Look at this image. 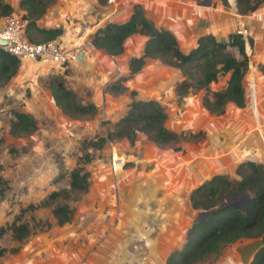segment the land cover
<instances>
[{"label": "rangeland", "instance_id": "374dc122", "mask_svg": "<svg viewBox=\"0 0 264 264\" xmlns=\"http://www.w3.org/2000/svg\"><path fill=\"white\" fill-rule=\"evenodd\" d=\"M2 1L12 8L10 15L24 14L18 0ZM225 1L107 0L101 4L97 0H53L46 6L36 25L61 27L62 33L53 40L63 41L65 48L79 42L83 55H72L60 66L46 61L19 62L16 72L0 86V177L6 181V185L0 183V226L10 224L26 205L67 188L68 172L76 165L88 172L89 185L86 192L71 194L72 216L67 223L56 225L50 206L24 212L20 220L28 226L29 235L17 241L5 232L0 247L16 252L0 256V264H97L98 232L110 229L116 211L125 240L124 248L117 249L116 264H151V256L156 263L184 242L197 213L188 202L190 190L214 174L238 179L235 167L245 160L233 161L231 150L253 148L264 153V77L258 69L264 63V0H251L257 6L245 14L236 12L234 0ZM134 4L140 5L154 26L172 32L182 52L193 48L203 34L222 39L230 32L240 33L248 57L242 79L244 106L227 103L220 114L208 113L201 106L204 89L178 88L183 79L196 76L193 68L184 72L159 59L145 58L140 69L129 74L127 62L141 54L143 35L128 36L118 55L95 49L92 34L106 23L126 20ZM75 38L81 39L74 43ZM230 51L235 54L234 49ZM226 78L218 76L208 89L222 88ZM57 80L74 92L78 102L93 104L95 111L77 117L62 113L50 95V85ZM132 98L158 101L166 113L164 126L178 134L177 140L158 146L137 133L132 143L119 139L100 148L86 145L85 141L103 137L112 129ZM14 110L29 114L36 129L9 134ZM213 133L224 135L225 143L212 148L209 137ZM115 157L126 162L113 176ZM134 180L142 185L151 181L149 190L154 188L156 195L131 201ZM176 186L180 190L176 197L164 193V188ZM132 207L139 213L136 218ZM90 235L97 242L90 243Z\"/></svg>", "mask_w": 264, "mask_h": 264}, {"label": "trees", "instance_id": "16d2710c", "mask_svg": "<svg viewBox=\"0 0 264 264\" xmlns=\"http://www.w3.org/2000/svg\"><path fill=\"white\" fill-rule=\"evenodd\" d=\"M21 15L27 19L24 28L25 38L33 43L55 39L62 33L61 27L42 28L36 25L46 6L53 0H18ZM103 4L107 0H97ZM226 2L225 0H221ZM236 12L245 14L256 8L257 2L251 0H234ZM12 8L0 0V17L9 15ZM35 33L37 35H35ZM133 34L143 35L145 41L141 54L130 57L127 66L129 74L136 73L145 58L159 59L163 63L181 68L184 72L193 68L195 77L183 79L178 88L204 89L201 106L210 114H220L227 103L242 108L245 104L242 79L248 68L245 52V40L240 33L230 32L225 38L217 39L211 34L198 36L195 46L182 52L176 38L168 29L159 28L144 15L142 8L134 4L128 18L123 22H109L98 28L91 37V45L109 55H118L123 50L124 40ZM235 50V54L230 49ZM19 62L12 55L0 49V86L17 70ZM264 77V63L258 67ZM226 75L225 84L218 90H209L208 85L218 76ZM193 80V81H191ZM115 88V87H114ZM50 95L59 110L69 117L91 114L95 106L91 103L81 104L72 90L60 81L50 85ZM8 133L12 136L31 133L36 129L35 120L26 112L12 111ZM166 113L160 103L154 99L132 98L128 109L112 125L105 136L85 141L91 148H100L108 142L126 139L132 143L137 133L155 145L166 146L174 143L178 134L164 126ZM85 155V162H88ZM234 173L238 179H231L223 174H214L193 187L188 194L190 208L196 211H209L203 221H192L185 231L182 246L172 250L165 258L164 264H199L216 256L220 249L241 238L258 237L264 231V167L253 161L245 160L237 164ZM0 183L6 181L0 177ZM67 188L49 192L36 204H28L20 210L15 219L6 226H0V237L10 232L13 239L20 241L29 235L28 226L20 218L26 211L40 207H51V214L56 225L70 221L71 208L68 205L71 194L87 191L88 172L76 165L68 172ZM3 191L0 189V196ZM248 194L244 209L220 203L226 195ZM6 252L14 253L16 249L0 247V256ZM248 264H264V245L257 249Z\"/></svg>", "mask_w": 264, "mask_h": 264}, {"label": "crops", "instance_id": "0c3cea01", "mask_svg": "<svg viewBox=\"0 0 264 264\" xmlns=\"http://www.w3.org/2000/svg\"><path fill=\"white\" fill-rule=\"evenodd\" d=\"M2 20H3V17H0V25L2 24ZM60 39L62 41L63 37L60 36ZM80 39L75 38L72 41L74 43H76ZM61 43L65 44V43H63V41L60 42V44ZM68 49H72L73 53H75L76 57L79 56L82 58L83 51L80 49V43L79 42H78V44L70 46ZM239 149H235L236 151L233 149L229 153L230 154L229 157L233 161H234V159L239 160L241 158H242V160H249V161H253V162H257L256 160H258L264 167V153L262 150H260V152L257 153L256 150L253 148L250 150H247V151L245 149L244 150H239ZM249 156H255V158L251 160V158H249ZM149 177H151V176H149ZM149 177H147V179ZM141 183H143V182H140L138 185L134 184V186H136V188L134 191L133 198L131 199V201H133V202L134 201L136 202V200H143V199L146 200L148 195L149 196L153 195V197H154V195H156V193H157L154 191V188L149 190L151 188V186H150L151 181H146L144 185H142ZM165 185L167 186V184L164 182V187H165ZM144 186H146L147 189L146 188L144 189ZM166 188H169V187L167 186ZM181 189H183L182 185H181ZM178 191H180L179 186H176V189H171V190L170 189L165 190V188H164V193L170 194L169 192H172V193H174L175 197L179 194ZM134 196H136V198ZM131 210L133 212H135V214H136L134 218L139 216V213L136 212L137 209L135 207H132ZM122 212H123V210H122ZM119 214H120V212L116 211V213H115L116 220L115 221L113 220V222L115 224L112 223V225H108V226H111V227H109L110 229H102L98 232V239L95 238L94 235H90L91 236V238L89 239L90 243L95 242L96 239L101 242L100 243L101 247L98 249L99 253L97 252L95 257H94L95 258L94 260L98 259L97 264H99L100 261L103 262L102 264H116V263H118V260L116 261V257L118 256L117 249L124 248V242H125V240H122V237H123V233H122L123 231L122 230L123 229L118 228V221H120ZM128 219L131 222V217ZM114 225H116V226H114ZM262 245H264V231L258 237L241 238L239 240H236L233 243H229V244L223 246L222 251L219 252L216 256H213V257H211V258L207 259L206 261L201 262L199 264H248L252 260L254 253ZM97 256H99V257H97ZM164 258H165V256H163V258L161 257L160 260L157 258L156 263L157 264H164L163 263ZM149 259H150L151 264H156L153 262V256H151Z\"/></svg>", "mask_w": 264, "mask_h": 264}, {"label": "built area", "instance_id": "2783aa9c", "mask_svg": "<svg viewBox=\"0 0 264 264\" xmlns=\"http://www.w3.org/2000/svg\"><path fill=\"white\" fill-rule=\"evenodd\" d=\"M10 14L3 17L0 25V41L4 42L0 44V49L12 55L18 62L46 61L60 66L69 62V58L72 55L76 57L72 49L65 48L55 40L39 43L28 41L24 35L27 19L21 15ZM122 166H124L122 157L112 159L111 169L113 176Z\"/></svg>", "mask_w": 264, "mask_h": 264}, {"label": "water", "instance_id": "95a60500", "mask_svg": "<svg viewBox=\"0 0 264 264\" xmlns=\"http://www.w3.org/2000/svg\"><path fill=\"white\" fill-rule=\"evenodd\" d=\"M4 43L3 41H0V44ZM225 143V136L219 133H213L209 137V144L212 148H216L220 145H223ZM123 161L126 162V159L123 158ZM118 174V171L115 172V175ZM138 180H134V184L138 183ZM140 183V182H139ZM138 183V184H139ZM137 184V185H138ZM248 194L247 193H242L239 195H226L222 198V201L219 206L223 204H228L230 206L239 208V209H244L245 205L248 201ZM241 201V203H240ZM209 211H197L195 218L193 221H203L206 216L208 215Z\"/></svg>", "mask_w": 264, "mask_h": 264}, {"label": "bare ground", "instance_id": "6f19581e", "mask_svg": "<svg viewBox=\"0 0 264 264\" xmlns=\"http://www.w3.org/2000/svg\"><path fill=\"white\" fill-rule=\"evenodd\" d=\"M251 104H253V103H251ZM252 106H254V104L252 105ZM254 108V107H253ZM255 111V110H254Z\"/></svg>", "mask_w": 264, "mask_h": 264}]
</instances>
